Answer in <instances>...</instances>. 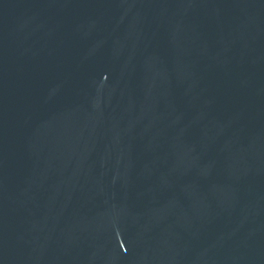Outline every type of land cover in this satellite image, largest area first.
<instances>
[{"label":"water","instance_id":"95a60500","mask_svg":"<svg viewBox=\"0 0 264 264\" xmlns=\"http://www.w3.org/2000/svg\"><path fill=\"white\" fill-rule=\"evenodd\" d=\"M0 264H264V0H0Z\"/></svg>","mask_w":264,"mask_h":264}]
</instances>
